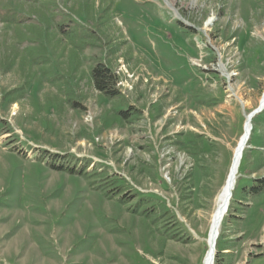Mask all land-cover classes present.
<instances>
[{
	"label": "rangeland",
	"instance_id": "rangeland-1",
	"mask_svg": "<svg viewBox=\"0 0 264 264\" xmlns=\"http://www.w3.org/2000/svg\"><path fill=\"white\" fill-rule=\"evenodd\" d=\"M55 6L42 28L74 26L94 46L71 53L57 32L38 52L0 22V264H201L215 198L264 91V0ZM81 8L90 12L77 16ZM5 10L40 26L23 2L0 0ZM94 62L116 74L115 99L89 84ZM121 110L135 115L121 120ZM178 135L202 142L190 152ZM259 180L264 110L252 120L214 264H264ZM148 195L154 223L133 212Z\"/></svg>",
	"mask_w": 264,
	"mask_h": 264
},
{
	"label": "trees",
	"instance_id": "trees-1",
	"mask_svg": "<svg viewBox=\"0 0 264 264\" xmlns=\"http://www.w3.org/2000/svg\"><path fill=\"white\" fill-rule=\"evenodd\" d=\"M19 4L23 2L24 6H28L30 11L28 13L32 14L34 17L37 18L38 25L36 24H30L26 25V27L23 26V17H20V13L18 11L15 12H9V10H5L3 15H0V22L4 27L7 28H14L15 31V40L20 44L23 42H27L30 45L37 44L35 48H38V52H43L45 49V45L47 42L51 44L52 39L54 38L53 35L61 34L60 40L64 38L70 48L71 53L74 52L75 49L77 50H83L85 46H94V42H90L88 44L87 39H78L77 37V29L76 27H68L67 30H63L62 26L64 24H59L54 26V31H50L51 25L46 22V27L42 28L44 25V22H42V18L45 17L46 10H54L56 9L55 6V0H16ZM21 7V5H20ZM81 11L78 13H75L77 16L83 17L87 15L90 10L89 8H81ZM108 18V17H107ZM105 18L104 20H106ZM22 30H27L28 33H24ZM58 42L55 45H52L54 47L58 46ZM18 44V45H19ZM16 48V47H15ZM29 55H33L32 53H29ZM33 58V57H32ZM37 62V61H36ZM11 63L8 64V68L12 66ZM89 84L92 86V88L97 91L101 96L105 97L108 100H113L116 97H118L117 90L115 89L116 84L118 82V78L116 74L104 63L102 62H94L91 67L89 68ZM118 115L121 120H125L127 116H133L135 113L129 110H121L118 111ZM182 135H178L175 137L174 141L177 145H183L187 150L190 152H194V150L198 147V144L202 142V137L194 136L192 139H189L188 143H182L181 138ZM243 156V155H242ZM239 169V168H238ZM70 172H74V170H70ZM84 174V173H83ZM260 187L264 185V180H259ZM151 196H141V198L137 201L136 205L134 206L133 212L135 214H138L141 217H144L145 219H148L151 221V223H154L157 219V214L155 212V209L151 206H148V203H150ZM120 202L122 200L120 199ZM216 256V255H215Z\"/></svg>",
	"mask_w": 264,
	"mask_h": 264
},
{
	"label": "bare ground",
	"instance_id": "bare-ground-1",
	"mask_svg": "<svg viewBox=\"0 0 264 264\" xmlns=\"http://www.w3.org/2000/svg\"><path fill=\"white\" fill-rule=\"evenodd\" d=\"M212 19L209 18L205 25H209ZM261 109L260 113L264 110V91L258 102L257 107L254 109ZM253 110V111H254ZM251 113V112H250ZM248 113L245 116L243 131L238 139V142L233 150L231 163L223 186L221 187L218 195L215 198V208L210 218L209 232L206 239L207 251L202 259V264H214L216 255V242L219 236V231L225 216L228 213L232 192L235 188V183L238 177V168L242 160L244 150L247 148L251 131H252V120L254 117L249 118ZM259 113V114H260ZM242 149V150H241ZM241 150V153H239Z\"/></svg>",
	"mask_w": 264,
	"mask_h": 264
},
{
	"label": "water",
	"instance_id": "water-1",
	"mask_svg": "<svg viewBox=\"0 0 264 264\" xmlns=\"http://www.w3.org/2000/svg\"><path fill=\"white\" fill-rule=\"evenodd\" d=\"M260 111H261V109L259 108V109H256V110H254V111H252L250 114H249V118H251V117H254L255 115H258L259 113H260ZM242 150V149H241ZM241 150H240V152L239 153H241ZM206 245H207V243H206ZM202 264V263H201Z\"/></svg>",
	"mask_w": 264,
	"mask_h": 264
}]
</instances>
